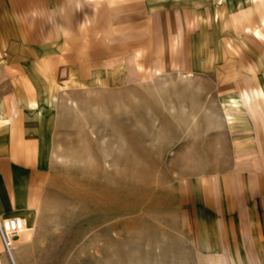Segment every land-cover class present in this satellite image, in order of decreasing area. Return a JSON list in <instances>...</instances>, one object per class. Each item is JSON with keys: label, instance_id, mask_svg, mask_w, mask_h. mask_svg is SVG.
<instances>
[{"label": "rangeland", "instance_id": "obj_1", "mask_svg": "<svg viewBox=\"0 0 264 264\" xmlns=\"http://www.w3.org/2000/svg\"><path fill=\"white\" fill-rule=\"evenodd\" d=\"M47 3L18 15L58 29L52 47L35 49L39 64L27 56L7 66L24 74V89L15 92L47 108L49 122V180L20 242L37 252L35 264H198L183 209L193 189L185 184L224 171L232 151L255 147L230 143L255 134L239 89L127 60L120 62L129 79L108 86L100 65H85L105 31L100 5ZM5 86L7 95L19 83L9 78ZM224 121L231 129L223 131Z\"/></svg>", "mask_w": 264, "mask_h": 264}, {"label": "crops", "instance_id": "obj_2", "mask_svg": "<svg viewBox=\"0 0 264 264\" xmlns=\"http://www.w3.org/2000/svg\"><path fill=\"white\" fill-rule=\"evenodd\" d=\"M3 1L9 19L5 25L0 19V218L21 217L30 224V211L39 206L49 180L48 109L15 92L23 91L24 74H9L7 66L23 64L27 56L39 64L35 49L48 53L50 35L60 31L44 26V21L27 24L34 21L18 15L19 8L33 4L45 9L49 0ZM80 1L101 7L104 35L95 39L94 54L85 65H100L97 69L105 72L108 86L118 87L129 79L120 62L127 60L128 65L159 70L174 66L219 88L239 89L240 108L255 134L253 139L230 143L255 147L232 151V163L221 173L187 182L193 192L186 196L183 209L198 264H264V0H76V4ZM62 33L64 41L67 32ZM64 59L71 64L69 54ZM8 77L19 86L11 94H1ZM230 123L223 122V131L231 129ZM211 129L214 132V125ZM20 236L13 245V264H35L37 252L20 242ZM0 264H12L1 241Z\"/></svg>", "mask_w": 264, "mask_h": 264}, {"label": "built area", "instance_id": "obj_3", "mask_svg": "<svg viewBox=\"0 0 264 264\" xmlns=\"http://www.w3.org/2000/svg\"><path fill=\"white\" fill-rule=\"evenodd\" d=\"M25 231V222L19 217L0 218V241L13 264L12 251L15 240Z\"/></svg>", "mask_w": 264, "mask_h": 264}]
</instances>
